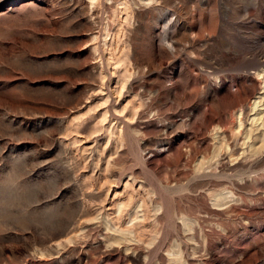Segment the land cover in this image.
Masks as SVG:
<instances>
[{
	"label": "rangeland",
	"instance_id": "obj_1",
	"mask_svg": "<svg viewBox=\"0 0 264 264\" xmlns=\"http://www.w3.org/2000/svg\"><path fill=\"white\" fill-rule=\"evenodd\" d=\"M0 264H264V0H0Z\"/></svg>",
	"mask_w": 264,
	"mask_h": 264
},
{
	"label": "bare ground",
	"instance_id": "obj_2",
	"mask_svg": "<svg viewBox=\"0 0 264 264\" xmlns=\"http://www.w3.org/2000/svg\"><path fill=\"white\" fill-rule=\"evenodd\" d=\"M259 102H260V100H259ZM257 103H258V101H257ZM257 103L254 102V104H255L254 107H256V106L258 105ZM260 104H261V102H260ZM260 104H259V105H260Z\"/></svg>",
	"mask_w": 264,
	"mask_h": 264
}]
</instances>
